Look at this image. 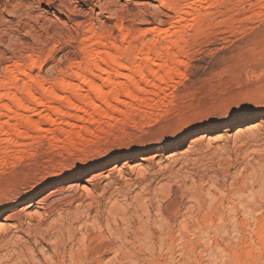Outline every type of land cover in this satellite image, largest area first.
Wrapping results in <instances>:
<instances>
[{
	"label": "rangeland",
	"instance_id": "374dc122",
	"mask_svg": "<svg viewBox=\"0 0 264 264\" xmlns=\"http://www.w3.org/2000/svg\"><path fill=\"white\" fill-rule=\"evenodd\" d=\"M165 1L0 0V264H264V0Z\"/></svg>",
	"mask_w": 264,
	"mask_h": 264
},
{
	"label": "bare ground",
	"instance_id": "6f19581e",
	"mask_svg": "<svg viewBox=\"0 0 264 264\" xmlns=\"http://www.w3.org/2000/svg\"><path fill=\"white\" fill-rule=\"evenodd\" d=\"M192 1H194V2H190L189 1V3H186L188 6H195L196 5V0H192ZM159 2H160V4H162V5H165L166 4V1L165 0H159ZM201 2H203V1H201ZM197 3H199L198 2V0H197ZM253 4V3H252ZM113 6V5H112ZM186 7V6H185ZM12 8V7H11ZM174 8V7H173ZM176 8V7H175ZM179 8V7H178ZM178 8H176V9H178ZM196 9V8H195ZM177 11V14L179 15V18H178V20L180 19H182L184 16H186L187 14H185L183 11V13L181 14L180 12V9L179 10H176ZM189 11V10H188ZM187 12V11H186ZM164 13V12H163ZM188 13V12H187ZM190 13V12H189ZM192 14V13H191ZM182 21V20H181ZM179 22V21H178ZM156 29V28H155ZM155 29H149V30H151V31H155ZM148 31V30H147ZM98 32V31H97ZM169 33V32H168ZM171 33V32H170ZM95 35V34H94ZM98 37V36H97ZM94 38H95V36H94ZM99 41H100V39H98ZM106 40V39H105ZM92 42V41H91ZM90 42V43H91ZM94 42V41H93ZM98 42V41H97ZM99 43V42H98ZM97 43V44H98ZM101 43V42H100ZM103 43V42H102ZM101 43V44H102ZM109 43V42H108ZM94 44H96V43H94ZM96 44V45H97ZM80 45V44H79ZM85 45V44H84ZM83 45V46H84ZM86 45H87V43H86ZM88 45H89V43H88ZM95 46V45H94ZM98 46V45H97ZM96 46V47H97ZM112 46V45H111ZM115 46H117V44L115 45ZM81 47V46H80ZM113 47V46H112ZM98 49V48H97ZM106 49V48H105ZM93 51V50H92ZM94 52V51H93ZM97 52V51H96ZM95 52V53H96ZM147 52V51H146ZM98 54H99V51H98ZM92 57H94V55L92 56ZM95 57H97V54H96V56ZM118 58V57H117ZM117 58H114L113 59V57H112V62H111V64L112 65H114V66H120V65H122V63L119 61V60H117ZM147 58H149V56L147 55ZM86 59V58H85ZM101 59H102V56H101ZM101 59H100V57H97V58H95L94 59V63H92V64H96V63H98L99 64V62L100 63H102L101 62ZM105 59V58H104ZM104 59H102V61L104 60ZM148 60V59H147ZM105 61V60H104ZM91 62H92V60H91ZM92 64H91V66H92ZM100 65H102V64H100ZM100 65H95L96 67H94L93 69H91V73H92V76H96L97 74L98 75H101V74H99V73H102V72H107L108 73V75L110 74V69L109 68H101L100 67ZM123 66H125V65H123ZM31 67V66H30ZM105 67V66H104ZM106 67H109V66H106ZM126 67V66H125ZM92 68V67H91ZM109 69V70H108ZM115 69V68H114ZM117 69V68H116ZM118 70V69H117ZM112 73V72H111ZM116 73V72H115ZM114 72H113V75L115 74ZM118 73H120L119 71H118ZM74 74H75V72H74ZM141 74H142V72H141ZM140 74V75H141ZM77 75V77H79L80 79L79 80H83V76H81V73H77L76 74ZM84 75V74H83ZM69 77H70V75H69ZM115 77H117L118 78V75H116ZM19 78H23L24 80H28V82H32V83H34V82H41V81H39V80H36V78L34 79L33 77H31V75L28 73V72H26L25 70L23 71V72H21V75L20 74H17V75H15L14 76V79H19ZM93 78H95V77H93ZM92 78V79H93ZM74 79V78H73ZM104 79V78H103ZM116 79V78H115ZM88 80V79H87ZM113 80V79H112ZM54 82V81H53ZM113 82H114V80H113ZM44 83V82H43ZM83 83V82H82ZM61 84H62V86L65 88L67 85H68V82L65 80V79H63L62 80V82H61ZM84 84H87V83H84ZM45 85V84H44ZM114 85V84H113ZM116 85V84H115ZM34 86V85H33ZM81 86L82 85H77L76 86V89H74V90H76V91H78L79 89H81ZM87 86H89V88L92 90V91H94L95 93L96 92H98V93H100V92H102V90H103V85H101V84H97V83H95L94 81H91V82H88V85ZM68 87V86H67ZM66 87V88H67ZM83 87V86H82ZM31 88V87H30ZM29 89V88H28ZM34 89H36V88H34ZM38 89V88H37ZM36 89V90H37ZM43 89H45V88H43ZM51 89V88H50ZM68 89H69V87H68ZM87 89V88H86ZM111 89V88H110ZM36 90H34V92L36 91ZM42 90V89H41ZM116 90V89H115ZM114 90V91H115ZM120 90V89H119ZM45 91V90H44ZM67 91V90H66ZM110 91V90H109ZM127 91V90H126ZM31 92L33 93V91L31 90ZM31 92L29 91L27 94L28 95H30L31 94ZM73 92V91H72ZM45 93H46V91H45ZM82 93V92H81ZM119 93V92H118ZM32 95V94H31ZM77 95V94H76ZM120 95V94H119ZM23 96V95H22ZM0 97H4V98H6L7 100H9V101H13V105H9V104H7V103H5V104H3L1 107H0V112L2 111L3 112V110L4 111H7V114H5V115H7L6 117V120L4 119L3 121H0V125H9L11 122H17V120H18V117L19 116H11V114L17 109V108H23V109H29L30 108V106H26V104L24 105L23 104V101H22V99L20 98V97H17V95L15 94V92L14 93H8L7 91L4 93V92H2L1 91V89H0ZM24 97V96H23ZM28 97V96H27ZM118 98V97H117ZM109 99V98H108ZM8 101V102H9ZM111 103V102H110ZM36 105H37V103H36ZM103 106V105H102ZM106 106V105H105ZM108 106V105H107ZM35 108V107H34ZM95 110L98 108V106L97 105H94V107H93ZM80 109V107L79 106H75L74 105V103L73 104H71V103H68V105L66 106V108L65 109H62V110H59V113H66V112H71V111H76V110H79ZM23 111V110H22ZM30 111H31V109H30ZM94 111V110H93ZM107 111V110H106ZM16 112V111H15ZM103 112V111H102ZM5 113V112H4ZM108 113V112H107ZM106 114V113H105ZM14 115V114H13ZM2 116V115H1ZM22 117V116H21ZM23 118V117H22ZM24 119V118H23ZM94 120V119H93ZM20 121H21V119H20ZM24 121V120H23ZM25 121H26V119H25ZM28 122V121H27ZM33 123V122H32ZM51 123H52V120H51ZM19 124V123H18ZM30 124V123H29ZM33 125H35V124H33ZM38 125V124H37ZM35 127V126H34ZM37 127H39V126H37ZM36 129V128H35ZM38 129V128H37ZM40 131V130H39ZM69 131V130H68ZM69 133V132H68ZM72 200V199H71ZM62 203H63V201H61ZM69 202V201H68ZM71 202V201H70ZM59 203V202H58ZM72 203V202H71ZM144 204V203H143ZM146 204V203H145ZM65 206V205H64ZM58 208V207H57ZM122 209H124L125 207H121ZM56 209V208H55ZM126 209V208H125ZM54 210V209H53ZM124 211H126V210H124ZM121 212V211H120ZM72 214V213H71ZM114 214V213H113ZM89 215V214H88ZM76 217V216H75ZM56 219V218H55ZM57 220V219H56ZM60 220V219H59ZM71 221V220H70ZM168 221V220H167ZM82 222V221H81ZM87 222V221H86ZM85 222V223H86ZM65 223V222H64ZM84 223V222H83ZM84 223V224H85ZM71 224V223H70ZM73 224V223H72ZM86 225V224H85ZM58 229V228H57ZM72 229H74V228H72ZM85 230V229H84ZM100 230V229H99ZM61 231V230H60ZM63 232V231H62ZM61 232V233H62ZM95 234V233H94ZM89 235V234H88ZM87 235V236H88ZM96 235V234H95ZM90 237V236H89ZM99 238V237H98ZM97 240V239H96ZM99 240V239H98ZM101 240V239H100ZM104 240H106V239H104ZM102 241V240H101ZM85 242V241H84ZM96 243L98 242V241H95ZM106 243V242H105ZM93 244V243H92ZM86 247V246H85ZM84 247V248H85ZM105 247V246H104ZM107 247V246H106ZM94 248H95V246H94ZM94 248L92 249V250H94ZM97 248V247H96ZM95 248V249H96ZM113 248H114V246H113ZM88 250H89V248H88ZM90 250H91V248H90ZM89 250V251H90ZM113 250V249H112ZM99 251V250H98ZM101 251V250H100ZM85 252H87V250L85 251ZM94 254H96L95 252H94ZM89 255V254H88ZM93 256V255H92ZM97 255H95V257H96ZM94 257V256H93ZM92 259V258H91ZM77 260L78 259H76V262H77ZM80 260V259H79ZM83 261H85V260H83ZM86 262V261H85ZM89 262H90V260H89ZM75 263V262H74ZM79 263V262H78ZM87 263H88V261H87ZM91 263V262H90ZM96 263V262H95Z\"/></svg>",
	"mask_w": 264,
	"mask_h": 264
},
{
	"label": "snow or ice",
	"instance_id": "6c2138e0",
	"mask_svg": "<svg viewBox=\"0 0 264 264\" xmlns=\"http://www.w3.org/2000/svg\"><path fill=\"white\" fill-rule=\"evenodd\" d=\"M241 110H243V109H241Z\"/></svg>",
	"mask_w": 264,
	"mask_h": 264
}]
</instances>
